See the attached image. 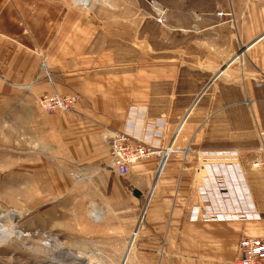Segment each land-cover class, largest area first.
Segmentation results:
<instances>
[{
  "label": "rangeland",
  "instance_id": "1",
  "mask_svg": "<svg viewBox=\"0 0 264 264\" xmlns=\"http://www.w3.org/2000/svg\"><path fill=\"white\" fill-rule=\"evenodd\" d=\"M210 1L212 8L213 0ZM79 2L82 3L0 0V46L8 47L7 35L26 43L20 55L13 58L22 60L24 69L34 64L45 80H52L53 71L66 66V56L73 55L75 65H80L75 70L89 72L107 67H82L83 51H100L102 57L109 58L136 53L140 66L146 64L148 55H153L158 65L162 54H176L187 48L182 44L178 26L187 25L196 10L208 11L207 0H90L86 7ZM218 15L222 17L224 13ZM2 66L0 61V71ZM36 80L31 85L18 86L6 81L0 72V232H14L10 238L0 237V264H76L68 256L80 250L79 255L89 260L82 264H128L127 255L104 258L98 248L115 243L107 232L109 228H128L133 221L135 232L145 216L144 210L137 222L138 201L133 199L137 194L129 192L124 180L119 184L121 193L113 190L110 181L118 175L110 169L107 135L112 134L100 131L90 116L78 110L79 94H73L79 100L75 110L46 114L39 98L59 93L53 89L44 93ZM252 81L253 98L246 99L244 92L249 94V90L244 85L238 87L242 103L235 106V113H222L217 124L207 126L212 134L196 141L197 145L223 146V152L230 153L222 158L214 153L206 164L243 168V181L250 186L260 216L241 222L248 228L252 223L258 227L264 224V70L253 69ZM199 107L195 108L194 118L203 117ZM184 110L171 111L178 119ZM220 127L222 135H215ZM254 163H260L262 168L253 167ZM205 170L201 168V178ZM215 174L210 177L221 179V183L227 180L220 178L218 172ZM220 189H225L219 192L222 200L232 198L227 193L228 186ZM249 200L251 204L253 200ZM208 206L218 210L211 200ZM10 212L13 219L5 218ZM17 212L22 218L15 216ZM215 213L212 217H221ZM215 217L211 225L216 251L229 244L236 249L238 227L220 222L246 218ZM204 233L201 229L193 231L192 239L196 235L201 239ZM202 252L174 255L195 257ZM187 262L195 264L190 259Z\"/></svg>",
  "mask_w": 264,
  "mask_h": 264
},
{
  "label": "crops",
  "instance_id": "2",
  "mask_svg": "<svg viewBox=\"0 0 264 264\" xmlns=\"http://www.w3.org/2000/svg\"><path fill=\"white\" fill-rule=\"evenodd\" d=\"M207 1V12L198 9L187 25L178 26L187 48L176 54H162L158 65L153 55H148L146 64L140 66L136 53L109 58L102 57L100 51H83L82 67H107L89 72L75 70L80 65H75L73 55V59L66 56V66L53 71L52 80H45L34 64L24 69L22 60L13 58L20 55L26 43L7 35L8 47L0 46V72L6 81L24 86L33 84L38 77L37 87L44 93L53 89L61 95L79 94L78 110L90 116L102 132L126 131L130 113H137L135 128L143 135L147 126L165 122L164 136L154 140L169 155L165 163L153 157L137 163L127 176H114L112 181L109 176L115 193L122 192V180L129 185L130 193L138 192L133 196L138 201L137 222L144 210L145 216L135 232L133 221L128 228H109L107 232L115 243L98 246L101 257L127 255L128 264H190L189 259L195 264L234 263L237 246L234 249L230 244L223 245L216 251L211 225L215 221H194L191 218L197 214L195 208L205 209L211 200L218 210L210 207V212L223 219L228 216L233 220L243 214L260 217L250 186L243 181V168L231 164L230 168L226 164L221 168L209 163L204 166V160L225 148L208 143L197 145L196 141L212 134L207 126L217 124L222 113H235V106L242 103L238 87L244 85L249 90V94L244 92L246 99L253 98L252 70H264V0H213L212 8L211 1ZM219 12L224 16L220 17ZM221 105L226 106L220 108ZM196 107L203 117L194 118ZM178 108L185 110L175 119L171 110ZM221 130L222 127L214 134L221 136ZM201 168L206 169L202 178ZM215 172L227 180L221 183V179L218 182L210 177ZM223 186H228L227 193L232 197L226 202L219 196L225 190L220 189ZM249 199L253 200L251 204ZM247 220L251 222L239 219L220 223L235 224L239 241L242 237L264 236V224L258 227L252 223L248 228L241 223ZM199 229L205 232L201 239L197 235L192 239V232ZM196 251L203 252L195 257L174 255Z\"/></svg>",
  "mask_w": 264,
  "mask_h": 264
},
{
  "label": "built area",
  "instance_id": "3",
  "mask_svg": "<svg viewBox=\"0 0 264 264\" xmlns=\"http://www.w3.org/2000/svg\"><path fill=\"white\" fill-rule=\"evenodd\" d=\"M39 102L41 109L46 114H52L75 110L79 100L76 95L50 94L39 98ZM140 113L145 116L144 112ZM130 116L131 119L128 122L126 131L107 135V141L110 143V169L120 177L129 175L130 169L139 162L155 157L160 162L165 163L169 158L167 151L158 147L154 141L164 136L165 122H157L154 126L152 124L147 126L143 131V135L141 130H136L135 128L136 119L138 118L137 113H130ZM217 154L222 158L223 154L230 153L222 152ZM210 207L200 208V211L199 207L195 208L197 214L191 219L205 222L215 221L212 218L216 215L212 217L211 214L213 213L210 212ZM241 217L248 219L244 215L238 216V218ZM216 218L220 219L221 217L217 216ZM237 254L238 256L233 264H264V236L242 237L237 245Z\"/></svg>",
  "mask_w": 264,
  "mask_h": 264
},
{
  "label": "bare ground",
  "instance_id": "4",
  "mask_svg": "<svg viewBox=\"0 0 264 264\" xmlns=\"http://www.w3.org/2000/svg\"><path fill=\"white\" fill-rule=\"evenodd\" d=\"M82 1V3L81 2H79V3H81L82 5H84L85 7L87 6V5H89V2H90V0H81ZM262 165L259 163H254V165H253V167H255V168H257V169H259V168H262L261 167ZM13 215H14V213H13ZM98 215H100V217H99V219H102L103 218V214H102V212H99L98 213ZM1 216V215H0ZM4 216V215H3ZM15 216L17 217V218H22V214L20 213V212H17L16 214H15ZM2 217V216H1ZM1 217H0V220H1ZM5 218H10V219H13V217H12V214H11V212L10 213H8L6 216H4ZM4 218V219H5ZM3 219V218H2ZM12 230V229H11ZM4 231V230H3ZM14 234V232H9L8 234H6L5 232H0V237H3V238H10L12 235ZM75 251V250H74ZM80 252H81V250H80ZM80 252H77V251H75V252H73L72 253V256L71 255H69L68 257L70 258V259H73V262H74V260H75V262H76V264H82V263H88V258L86 259L85 257H83L82 255L80 256L79 254H80ZM69 253V252H68ZM67 259V258H66ZM68 260V259H67Z\"/></svg>",
  "mask_w": 264,
  "mask_h": 264
},
{
  "label": "trees",
  "instance_id": "5",
  "mask_svg": "<svg viewBox=\"0 0 264 264\" xmlns=\"http://www.w3.org/2000/svg\"><path fill=\"white\" fill-rule=\"evenodd\" d=\"M137 193H138V192H137ZM137 193H136V194H137Z\"/></svg>",
  "mask_w": 264,
  "mask_h": 264
}]
</instances>
